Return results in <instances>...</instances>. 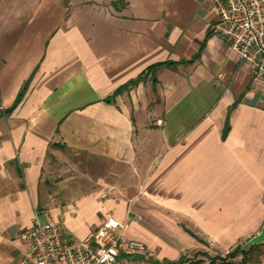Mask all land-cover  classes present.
<instances>
[{"label":"crops","instance_id":"obj_1","mask_svg":"<svg viewBox=\"0 0 264 264\" xmlns=\"http://www.w3.org/2000/svg\"><path fill=\"white\" fill-rule=\"evenodd\" d=\"M217 19L212 0H0V248L19 251L9 263L36 213L67 239L115 218L148 250L121 264L225 253L260 232L264 78L212 32L195 58ZM167 60L189 62L106 101ZM73 159L86 167L76 180L60 166Z\"/></svg>","mask_w":264,"mask_h":264},{"label":"built area","instance_id":"obj_2","mask_svg":"<svg viewBox=\"0 0 264 264\" xmlns=\"http://www.w3.org/2000/svg\"><path fill=\"white\" fill-rule=\"evenodd\" d=\"M218 19L211 32L225 39L248 63L255 80L264 78V0H212ZM161 124L162 121H159ZM123 225L108 218L84 239H67L62 223L36 213L19 234L16 264H121L120 254H148L144 243L123 234Z\"/></svg>","mask_w":264,"mask_h":264},{"label":"trees","instance_id":"obj_3","mask_svg":"<svg viewBox=\"0 0 264 264\" xmlns=\"http://www.w3.org/2000/svg\"><path fill=\"white\" fill-rule=\"evenodd\" d=\"M211 34L207 33L205 40L203 41L201 48L196 55V59L201 55V52L206 44L207 39L209 38ZM189 61L181 60V61H173V60H167L163 62H158L153 65H150L147 67L142 73H140L136 78L129 80L127 83L116 89V91L112 94V96L107 97L106 101L110 102L114 97H116L118 94H120L122 91L126 89H130L133 86L137 85L140 81H142L144 78L150 76L152 74L153 70H158L161 67H174L179 63H187ZM157 81L156 79H153V83L155 84ZM29 87V80L23 84L21 89L19 90L17 97L13 104L7 109V114L11 113L16 109V107L21 103L22 99L24 98L27 90ZM229 128L228 120L226 119V126L223 135L225 136ZM196 236V235H194ZM197 239H199L201 242L209 246V244L204 241L199 236H196ZM245 242H241L236 244L234 247L229 249L227 252H217L216 254H210L207 251L203 252H197L194 256L189 255V253H183L177 260L175 261H164L160 264H234V259L238 256H241V260L239 261V264H258L261 261V256L264 254V244H258V245H251L247 247L246 249L243 248ZM201 255L203 258H198V256Z\"/></svg>","mask_w":264,"mask_h":264},{"label":"rangeland","instance_id":"obj_4","mask_svg":"<svg viewBox=\"0 0 264 264\" xmlns=\"http://www.w3.org/2000/svg\"><path fill=\"white\" fill-rule=\"evenodd\" d=\"M72 162H73V164H71L70 162L69 163H67V162H64L63 164H61L60 166L62 167V168H64V170H66V175L68 176V177H70V178H72V179H74V180H76V178H77V176H76V173H77V170L78 169H80V168H86V167H77L76 166V160L75 159H73V160H71ZM87 164H88V170H92V168H91V166H92V163L91 162H88V163H85V166H87ZM90 170V171H91ZM39 215H40V213H38ZM41 217V216H40ZM41 219L42 220H47L46 219V217H44V216H42L41 217ZM218 251V250H217ZM18 252L19 251H16V252H12L11 253V255H9L8 257H7V254H6V251L4 250V249H1L0 248V264H11V262L9 263V259H10V257H13L14 259L17 257V255H18ZM222 252V251H221ZM217 252H215V250L212 252V254H216ZM222 253H224V252H222ZM261 258H263V260H264V254L261 256ZM260 258V259H261ZM129 259V256H127V255H124V254H120L119 255V257H118V260H119V262L121 263V262H125V261H127ZM10 261H11V259H10ZM264 264V261L262 262V261H260L258 264Z\"/></svg>","mask_w":264,"mask_h":264},{"label":"water","instance_id":"obj_5","mask_svg":"<svg viewBox=\"0 0 264 264\" xmlns=\"http://www.w3.org/2000/svg\"><path fill=\"white\" fill-rule=\"evenodd\" d=\"M154 72L155 71L153 70V73ZM258 244H264V224L262 225L260 232L258 234L251 237L244 243L243 248L246 249L251 245H258Z\"/></svg>","mask_w":264,"mask_h":264}]
</instances>
